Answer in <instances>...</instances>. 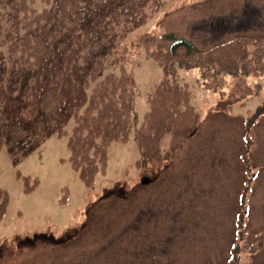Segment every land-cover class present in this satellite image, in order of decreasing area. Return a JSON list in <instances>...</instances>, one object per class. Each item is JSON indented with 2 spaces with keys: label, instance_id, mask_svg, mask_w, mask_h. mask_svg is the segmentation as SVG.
Instances as JSON below:
<instances>
[{
  "label": "rangeland",
  "instance_id": "obj_1",
  "mask_svg": "<svg viewBox=\"0 0 264 264\" xmlns=\"http://www.w3.org/2000/svg\"><path fill=\"white\" fill-rule=\"evenodd\" d=\"M161 2L146 10V24L119 41L93 82L97 90L102 86L122 96L116 109L120 137L105 148V173L88 185L73 169L68 146L73 122L68 135L51 137L18 166L0 148V192L8 201L0 220V264H264V154L259 147L254 155L253 172L261 175L253 213L239 220L235 214L247 203L239 198L246 178L238 140L246 132L230 122L239 113L247 117L256 112L264 101V77L251 81L249 88L261 84L262 93L248 102L252 91L238 78L242 63L260 68L262 50L253 63H248L245 48L229 62L220 61L230 63V72L219 64L205 68L204 55L187 56L185 46L175 56L167 53L177 40L207 52L230 31L233 38L260 41L264 0ZM50 3L29 0V7L39 13ZM155 57L169 70L165 78ZM202 67L206 72L199 73ZM211 72L231 73L236 84L228 89L244 95V102L206 87ZM162 95L167 102H179L177 129L182 131L156 141L144 127V116L151 103H161ZM193 130L197 134L191 138ZM259 140L263 146L264 134ZM100 161L98 155L94 165ZM165 165L169 169L157 183L141 187L146 173L157 174ZM239 222L241 240L232 236ZM41 236L52 239L45 243ZM28 240L32 243L20 244Z\"/></svg>",
  "mask_w": 264,
  "mask_h": 264
},
{
  "label": "trees",
  "instance_id": "obj_2",
  "mask_svg": "<svg viewBox=\"0 0 264 264\" xmlns=\"http://www.w3.org/2000/svg\"><path fill=\"white\" fill-rule=\"evenodd\" d=\"M49 1V8L38 13L30 9L29 0H0V148L7 147L14 162L19 163L52 135L63 134L75 119L71 160L81 179L90 184L98 173L94 165L97 156L101 167L105 166V148L120 137L116 136L121 124L116 109L122 96L109 94L105 86V90L99 86L91 94L88 90L119 41L146 24V10L153 0ZM179 45L167 53L175 56L182 47ZM218 47L207 52L189 45L183 48L187 56L193 52L204 55L205 68L219 64L230 72V63L220 61L232 60L234 48L224 53ZM260 47V68L253 64L245 68L242 63L240 81L248 83L250 78L264 74V41ZM155 59L167 69L161 59ZM249 61L253 63V58ZM203 68L199 72H206ZM211 73L213 79L204 80L210 89L222 92L221 96L245 99L241 93L229 91L228 87L236 84L231 73ZM213 84H223L224 88H213ZM226 89L229 93L223 92ZM167 100L162 95L161 103H151L145 116L144 127L152 131L156 141L173 130L182 131L177 129L179 102ZM263 111L260 109L253 118ZM82 163L86 166L81 167Z\"/></svg>",
  "mask_w": 264,
  "mask_h": 264
}]
</instances>
